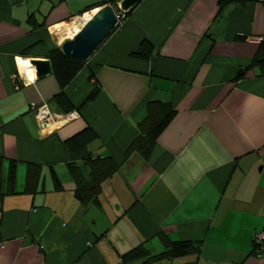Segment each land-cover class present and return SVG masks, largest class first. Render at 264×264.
I'll return each mask as SVG.
<instances>
[{
    "label": "crops",
    "instance_id": "crops-1",
    "mask_svg": "<svg viewBox=\"0 0 264 264\" xmlns=\"http://www.w3.org/2000/svg\"><path fill=\"white\" fill-rule=\"evenodd\" d=\"M120 2L0 0V264H144L123 256L158 253L165 240L197 251L148 264H264L252 252L264 231V61L247 69L264 42V3L140 0L62 89L72 110L61 112L53 75L36 78L28 61L47 60L70 19L104 6L118 15ZM142 42L147 60L132 56ZM152 101L169 106L170 122L146 156L125 154ZM41 102L60 117L44 130L28 111ZM85 128L94 140L68 151ZM87 156L117 169L84 205L68 166L87 177ZM11 161L15 194L2 196ZM27 164L39 171L33 194Z\"/></svg>",
    "mask_w": 264,
    "mask_h": 264
},
{
    "label": "trees",
    "instance_id": "trees-1",
    "mask_svg": "<svg viewBox=\"0 0 264 264\" xmlns=\"http://www.w3.org/2000/svg\"><path fill=\"white\" fill-rule=\"evenodd\" d=\"M139 1L140 0H136L124 15L126 16ZM232 1L239 0H219V4L224 5ZM151 52V45L142 42L132 53V56L137 59L147 60ZM47 60L50 64L51 74L59 88L58 93H56L51 100L59 107V109H61V112L68 113L72 110V107L63 96L62 89L78 73L82 67L83 61H75L64 57L57 47H54L47 52ZM261 61H264V42L259 44L258 51L247 69L255 67ZM244 71L245 70L237 71L234 79L242 77ZM96 92V89H93L87 95L84 102L90 101L96 95ZM145 111L146 115L144 119L138 124L137 137L129 145L125 154L136 152L142 156H146L160 132L167 126L173 116V111L170 110L167 104L155 101L147 103ZM93 140L94 133L89 128H85L67 139L64 144L66 149L72 152L87 146ZM84 166L88 170L87 177L83 176L79 167L72 165L68 166L74 184L72 194L80 204H97L98 196L101 192V183L116 171L117 166L110 157L98 158L90 156L85 158ZM38 172L37 166L27 164L24 177V193H35ZM14 177L15 164L11 161L9 163L5 180V191L1 194L2 196L6 194H15ZM51 178L54 181V188L59 190L60 185L55 180V177L51 176ZM163 243L165 248L154 254L148 253L147 250L143 249L141 246L135 247L123 256V260L139 259L142 263L148 264L160 261H170L197 251L196 246L188 241L165 240ZM252 252L254 253L253 248Z\"/></svg>",
    "mask_w": 264,
    "mask_h": 264
},
{
    "label": "water",
    "instance_id": "water-1",
    "mask_svg": "<svg viewBox=\"0 0 264 264\" xmlns=\"http://www.w3.org/2000/svg\"><path fill=\"white\" fill-rule=\"evenodd\" d=\"M135 1L121 0L118 9L124 14ZM116 16L110 6H104L83 23L76 34L57 45L58 50L68 59L75 61L87 60L114 28ZM28 62L34 69L36 78L43 77L51 72L47 60H30Z\"/></svg>",
    "mask_w": 264,
    "mask_h": 264
},
{
    "label": "built area",
    "instance_id": "built-area-1",
    "mask_svg": "<svg viewBox=\"0 0 264 264\" xmlns=\"http://www.w3.org/2000/svg\"><path fill=\"white\" fill-rule=\"evenodd\" d=\"M255 1L258 3H264V0H255ZM122 16L123 13H119L116 16L115 26L119 24L121 20L120 18ZM28 111L33 114L40 130H44L48 126L56 124L57 119L60 118L58 113H53L49 110V107L46 102H41L40 104L29 103ZM252 240H253L254 254L256 257H259L264 252V231L255 233L253 235Z\"/></svg>",
    "mask_w": 264,
    "mask_h": 264
},
{
    "label": "rangeland",
    "instance_id": "rangeland-1",
    "mask_svg": "<svg viewBox=\"0 0 264 264\" xmlns=\"http://www.w3.org/2000/svg\"><path fill=\"white\" fill-rule=\"evenodd\" d=\"M119 13H121L120 12V10L118 9V14ZM79 17H81V16H79ZM75 19H77V18H72V19H70L68 22H67V24L64 26H60V28L58 29L59 30V33H58V35L60 36H58L61 40H64V39H68V38H71V37H68L67 35H66V28L67 27H70L71 25H73L74 24V20ZM80 27H81V25H80ZM79 27V28H80Z\"/></svg>",
    "mask_w": 264,
    "mask_h": 264
},
{
    "label": "bare ground",
    "instance_id": "bare-ground-1",
    "mask_svg": "<svg viewBox=\"0 0 264 264\" xmlns=\"http://www.w3.org/2000/svg\"><path fill=\"white\" fill-rule=\"evenodd\" d=\"M90 17H91V15H84L81 19H80V21H79V26L81 25L82 26V24L83 23H85L86 21H88L89 19H90ZM72 37V36H71Z\"/></svg>",
    "mask_w": 264,
    "mask_h": 264
},
{
    "label": "snow or ice",
    "instance_id": "snow-or-ice-1",
    "mask_svg": "<svg viewBox=\"0 0 264 264\" xmlns=\"http://www.w3.org/2000/svg\"><path fill=\"white\" fill-rule=\"evenodd\" d=\"M22 63H26V62H22Z\"/></svg>",
    "mask_w": 264,
    "mask_h": 264
}]
</instances>
